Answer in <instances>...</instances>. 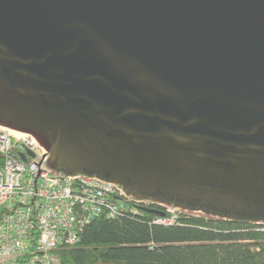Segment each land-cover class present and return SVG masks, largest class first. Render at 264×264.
I'll return each mask as SVG.
<instances>
[{"label":"water","instance_id":"obj_1","mask_svg":"<svg viewBox=\"0 0 264 264\" xmlns=\"http://www.w3.org/2000/svg\"><path fill=\"white\" fill-rule=\"evenodd\" d=\"M0 125L66 175L264 219V0H0Z\"/></svg>","mask_w":264,"mask_h":264},{"label":"built area","instance_id":"obj_2","mask_svg":"<svg viewBox=\"0 0 264 264\" xmlns=\"http://www.w3.org/2000/svg\"><path fill=\"white\" fill-rule=\"evenodd\" d=\"M35 141L0 125V264H61L60 248L77 244L96 218L140 212L114 182L50 169ZM165 209L154 224L178 222L179 210Z\"/></svg>","mask_w":264,"mask_h":264},{"label":"trees","instance_id":"obj_3","mask_svg":"<svg viewBox=\"0 0 264 264\" xmlns=\"http://www.w3.org/2000/svg\"><path fill=\"white\" fill-rule=\"evenodd\" d=\"M128 193L140 212L96 218L60 248L61 264H264V219L180 209L177 223L154 224L171 200Z\"/></svg>","mask_w":264,"mask_h":264},{"label":"rangeland","instance_id":"obj_4","mask_svg":"<svg viewBox=\"0 0 264 264\" xmlns=\"http://www.w3.org/2000/svg\"><path fill=\"white\" fill-rule=\"evenodd\" d=\"M176 209L178 210H185V211H188V212H196V213H199V214H205L206 211H204L203 209L201 211H198L196 208L194 209L192 206L188 207V206H183V205H179V206H175ZM102 264H113V263H102Z\"/></svg>","mask_w":264,"mask_h":264}]
</instances>
